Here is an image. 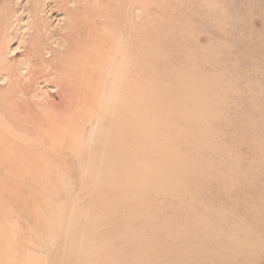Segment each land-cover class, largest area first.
<instances>
[{
  "label": "rangeland",
  "instance_id": "1",
  "mask_svg": "<svg viewBox=\"0 0 264 264\" xmlns=\"http://www.w3.org/2000/svg\"><path fill=\"white\" fill-rule=\"evenodd\" d=\"M36 1L0 0V20L15 34L0 43L2 57L23 74ZM40 1L46 41L62 51L64 12ZM99 3L89 1L97 12L86 24L96 25ZM137 3L153 10L137 20L130 103L117 91L121 62L110 65L103 91L91 92L81 122L66 107L71 98L51 97L54 85L37 79L34 97L20 103L42 105L64 125L57 146L45 136L4 162L12 143L0 132V264H182L201 258L198 240L228 244L264 232V0ZM122 36L112 35L123 40L114 43L116 62L127 48ZM230 223L239 231L225 234Z\"/></svg>",
  "mask_w": 264,
  "mask_h": 264
},
{
  "label": "bare ground",
  "instance_id": "2",
  "mask_svg": "<svg viewBox=\"0 0 264 264\" xmlns=\"http://www.w3.org/2000/svg\"><path fill=\"white\" fill-rule=\"evenodd\" d=\"M47 1L64 12V20L57 33L61 36L60 42L56 43L58 49L63 47L64 50L58 51L56 48L52 49L51 45L46 41L45 33H48L49 28L46 24H43V20L40 18V12L42 10L40 0L33 2L28 8L32 19V24L30 25L31 32L30 38L24 43L23 50L21 51L26 58V63L23 64L25 66V74L21 73V69L12 68L9 65L10 61L2 57V54L5 53V48L0 46V81L2 78H5L3 82H8L7 87H0V132H9L8 135H10V138L8 139L10 141L8 140V143L12 144H7V150L5 152L9 151L10 153L11 151L13 153L9 154L10 157L7 154L1 155L4 162L15 157H25V155H28L26 147L30 149L32 145L40 144L43 140L42 138L45 136L49 137L47 139L51 147H56L58 142L55 132L64 129V125L58 124L56 116H50L52 113L46 111L42 105L34 102H24V105L20 103L22 102L20 99L23 95L34 97L31 95L34 92L32 86L36 83L37 79H42L54 85V90L50 95L51 97L55 99L66 97V101L71 98V102L67 103L66 107L68 110L74 109L73 116H82L80 122L84 121L83 118H85L86 111L88 110H85V108L88 107V103L94 97L91 92L97 90L103 91L104 79L111 71V64L113 67L115 65L120 66L121 62V64L126 66V71L122 73V82L124 85L118 86L117 91L127 94V101L133 95V84L136 78L134 60L136 47L134 46L135 40L133 37L138 28L137 20L150 19L149 15L153 8H150V6L147 7L144 4H138L137 0H94V2H100L98 7L100 9L99 15L95 19L97 23L94 25V23L91 22L92 24H90L88 21V24H86L83 20L84 16L85 18L89 17H87V15H90L89 13L97 12L94 10L95 8L92 10L88 6L90 0ZM70 2L79 5V7L70 8ZM175 13L177 12L175 11ZM13 17H16V12H13ZM115 32L120 34L121 37H123L122 35H126L124 41L127 46L125 48L126 50L124 49L122 52L123 57L121 56L117 62L115 59L113 60L114 43L116 46H119V43L123 44V40L117 39L114 42L112 35ZM14 35L11 22L0 20V43L11 40ZM45 50H49L51 54L49 60L44 58ZM17 53H20V51ZM11 83L24 85L14 89ZM74 99L76 100L75 108H73ZM128 103L130 102L128 101ZM69 120L72 128H76L77 130L81 129L80 122H73L74 118L72 117ZM132 120L133 117L131 116L127 124L128 126L133 124ZM14 128H19L20 134L14 132ZM30 137L35 141L34 144H28L29 142L27 141H29L28 138ZM15 140H19L20 145L12 142ZM211 199L213 200V198ZM208 202L206 201L207 204ZM196 223L198 224L197 221ZM230 224V230H226L225 234L231 233L232 230V233L239 231L237 230L238 227H235V223ZM204 226L207 227L206 225ZM222 234L224 235V233H221L218 237ZM184 236L182 234V237ZM210 241V243L204 244L199 243L198 240V244H195L196 248L202 250L200 254L201 258H197L196 260L195 257L192 261H190L191 258H188V260L184 259L182 264H259L260 261L264 260V232L259 237H248L243 240L236 238L229 241L230 243L228 244H218L212 240Z\"/></svg>",
  "mask_w": 264,
  "mask_h": 264
}]
</instances>
